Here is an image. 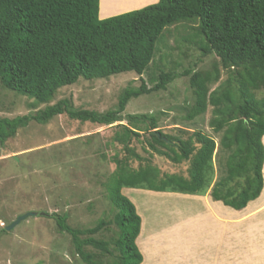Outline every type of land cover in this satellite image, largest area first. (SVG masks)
<instances>
[{
	"label": "trees",
	"instance_id": "1",
	"mask_svg": "<svg viewBox=\"0 0 264 264\" xmlns=\"http://www.w3.org/2000/svg\"><path fill=\"white\" fill-rule=\"evenodd\" d=\"M195 23L191 39L198 38L202 57L214 53L221 68L230 70L224 83L209 91L208 84L219 78V68L195 71L192 68L160 72L144 80L139 87H125L116 107L104 112L77 108L70 98H63L43 108L15 117L0 116V143L16 134L31 121L41 124L54 116L66 114L81 122L119 124L112 137L129 152L117 164L116 184H104L106 196L115 208L110 220L99 219L92 227L75 228L66 214L36 212L52 218L59 232L71 237L74 252L85 264H140L142 254L135 239L141 218L123 188H140L156 192L204 194L210 188L215 200L235 209L255 199L263 186L264 98L255 90L264 88V0H158L140 9L100 18L99 0H0V81L8 89L26 94L38 103H47L62 86L79 78H106L121 72L141 75L148 68L165 29L171 25ZM189 76L195 101L185 118L192 120L212 107L209 126L222 132L220 147L228 151L225 174L212 183L211 136L193 131L168 134L156 129L157 117L147 113H127L125 105L133 97L163 90L178 76ZM188 132V131H187ZM187 134L184 137V134ZM147 134L143 146L179 164L189 161L187 175H160L156 166H131L142 157L129 148L133 138ZM185 134V135H186ZM195 138L196 146L193 143ZM125 174L123 178L121 175ZM109 223L117 227L110 239L93 235ZM3 230V228H2ZM90 246L97 250L86 251Z\"/></svg>",
	"mask_w": 264,
	"mask_h": 264
},
{
	"label": "rangeland",
	"instance_id": "2",
	"mask_svg": "<svg viewBox=\"0 0 264 264\" xmlns=\"http://www.w3.org/2000/svg\"><path fill=\"white\" fill-rule=\"evenodd\" d=\"M135 1H132L134 9L152 3L151 0H141V4L134 6ZM193 26L195 27V23L180 22L167 27L151 63L141 75L127 71L92 80L81 77L74 84L60 87L47 103H38L29 95L10 90L0 81V116L12 118L23 115L63 98H70L77 108L104 112L116 107L119 95L127 86L139 87L142 80L151 86L153 82L150 79L157 78L160 72L179 73L186 68L201 72L212 71L214 64H217L220 69L219 78L208 84L211 91L224 83L230 70L221 68L219 58L214 53L204 57L200 55L199 37L191 39ZM255 93L257 98H264V88L255 90ZM194 101L195 95L189 84V76H178L163 90L131 98L125 105L122 117L125 118L127 113H147L157 117L156 129H161L164 133L176 135L179 133L178 128H181L186 133L200 131L211 136L215 143L212 154L213 183L216 178L225 174L223 164L228 151L220 147L222 132L215 133L209 126L212 117L210 105L205 113L192 120L185 118ZM126 123L127 120L123 119L112 124L99 125L60 114L45 124L31 121L18 129L4 145L0 143V264H85L74 252L70 235L59 232L55 221L50 217L37 214L29 216L10 230L4 229L3 225L11 223L28 211L66 214L67 223L75 228L92 227L99 219L110 220L116 210L106 196L104 184L107 182L113 187L116 180H120V176L114 175L117 167L114 160H123L129 152L121 143L113 141L112 137L119 130V124ZM185 134L184 137L187 136ZM146 137L147 134H141L139 139L133 138L129 145V148L135 149L142 157L140 160L133 159L132 167L149 164L156 166L160 175H187L189 161L176 164L151 149L147 153L143 149V146H148L144 142ZM193 139V143L198 146L195 138ZM124 176L125 174L121 175V178ZM262 177L264 183V164ZM121 191L133 202L139 215L141 213L143 217H149L146 224L150 230L151 227H164L169 224L177 215L175 209L179 210V217L188 216L194 209H190L193 205L192 202L189 203L190 199H180L183 196H176V192L156 193L140 188H123ZM135 191L140 192L141 196L144 193V197L140 198ZM131 192L138 196V199L135 197L136 201L147 198L144 201L148 200V203L134 202ZM167 193H171L170 196H175L173 199L179 202L174 203L172 198L167 197ZM159 194L166 196L165 199L171 202L165 205L160 203L161 200H166L162 196L158 200ZM155 198L157 203H152ZM139 203L145 204L141 211L138 207L142 205L139 206ZM117 230L114 223H109L93 236L108 240L116 236ZM244 237L242 234L240 238L241 264H248V261L245 262L248 254L263 259V237H256V247L254 241L252 244V241L248 242ZM153 240L152 238L150 241L151 245L160 244L157 243L158 240ZM229 246L231 247L230 244ZM233 246L236 247V243ZM84 249L97 253L90 246ZM160 257L162 256L153 257V260L161 263ZM228 258L226 255L225 264H232V259ZM106 260L108 258L102 264Z\"/></svg>",
	"mask_w": 264,
	"mask_h": 264
},
{
	"label": "crops",
	"instance_id": "3",
	"mask_svg": "<svg viewBox=\"0 0 264 264\" xmlns=\"http://www.w3.org/2000/svg\"><path fill=\"white\" fill-rule=\"evenodd\" d=\"M132 1L135 0H110L102 6V0H99V17L130 11L134 9ZM151 1L155 3L158 0ZM139 3H142L141 0L135 1L134 6ZM262 189L261 192L264 194ZM261 192L256 200L248 201L250 204L247 202L241 209H235L220 200L213 199L210 188L204 194L176 192L178 193L175 194L176 196L183 194L182 198L190 199L189 203H193L190 209L194 207V211L192 210L188 216L179 217V210L175 209L177 215L169 224L164 227H151V230L146 224L149 217H143L140 213L141 225L136 237V245L142 254L140 264H225L226 255L229 257L228 260L232 259V264H241V235L244 234L245 240L252 241V244L254 241L255 247L256 237L261 236L264 240V207L262 208L264 195ZM260 196L263 199H260ZM146 228H148L147 232H145ZM152 238L158 240L157 243L160 244L151 245ZM234 243L236 247L233 246ZM158 255L162 256L161 263L153 260V257ZM263 259L248 254L245 262L263 264Z\"/></svg>",
	"mask_w": 264,
	"mask_h": 264
},
{
	"label": "bare ground",
	"instance_id": "4",
	"mask_svg": "<svg viewBox=\"0 0 264 264\" xmlns=\"http://www.w3.org/2000/svg\"><path fill=\"white\" fill-rule=\"evenodd\" d=\"M109 1H110V0H102V6L105 5V2L108 3ZM262 141H263V144H264V136L262 137ZM132 190H133V189H132ZM135 190H136V189H135ZM263 190H264V189H262V191H263ZM127 191H130V190H126V192H127ZM138 191H139V190H138ZM135 192H136V194H138V196H141V195H139L140 192H137V191H135ZM263 192H264V191H263ZM131 193H132V195H133V192H131ZM153 193H154V192H153ZM159 193H161V192H159ZM162 193H164V192H162ZM165 193H166V192H165ZM261 193H262V192H261ZM262 194H263V193H262ZM144 195H145V194L142 193V196H141L140 198L144 197ZM148 195H150V194H148ZM153 195H154V194H153ZM170 195H171V193H170L167 197L172 198V201H173V200H174L173 197L175 198V196H173V195L170 196ZM182 195H183V194H180V195H178V196L180 197V196H182ZM263 195H264V194H263ZM133 196H134V197H132V198L135 199V197H137L136 199H138V196H137V195H136V196L133 195ZM155 196H156V195H155ZM157 196H158V198H157ZM157 196H156V198H157L158 200H161L162 197H163V199H165V197H166V196L164 197V196L161 195V194H159V195H157ZM159 196H160V197H159ZM161 196H162V197H161ZM185 196H186V195H185ZM146 197H147V196H146ZM151 197H153V196H151ZM186 197H187V196H186ZM140 198H139V199H140ZM156 198L152 200L153 202H152V201H151V202H152V203L156 202V200H157ZM159 198H160V199H159ZM181 198H182V197H180V199H181ZM261 198H262V196H260V199H261ZM134 199H133V200H134ZM136 199L134 200V202H142V201L145 202L144 200L147 199V198H144V199H142L141 201H140V200H139V201H136ZM150 199H151V198H150ZM256 199H257V198H256ZM256 199H255V200H256ZM260 199H259V200H260ZM262 199H263V198H262ZM165 200H166L167 202H166V201H165V202H162V200H161L160 203H162V204L165 205V204H167L168 202H171L170 200H169V201H168L167 199H165ZM259 200H257V201H259ZM146 202L148 203V200H147ZM146 202H145V203H146ZM158 202H159V201H158ZM173 202H174V203H177V202H179V201H178V200H177V201L174 200ZM149 203H150V201H149ZM156 203H157V202H156ZM248 203H249V202H248ZM143 204H144V203H143ZM249 204H250V203H249ZM137 205H138V203H137ZM141 205H142V204H141ZM141 205H140V203H139V206H141ZM158 205H161V204H158ZM161 206H162V205H161ZM144 207H145V204L142 205L141 207H138V208H139L140 211H141L142 208L144 209ZM225 207H226V206H225ZM248 209H249V207L246 208V210H248Z\"/></svg>",
	"mask_w": 264,
	"mask_h": 264
},
{
	"label": "water",
	"instance_id": "5",
	"mask_svg": "<svg viewBox=\"0 0 264 264\" xmlns=\"http://www.w3.org/2000/svg\"><path fill=\"white\" fill-rule=\"evenodd\" d=\"M36 215L35 211H28L22 215H19L14 221L4 226V229L10 230L12 227H14L16 224H18L21 220L26 219L29 216Z\"/></svg>",
	"mask_w": 264,
	"mask_h": 264
},
{
	"label": "clouds",
	"instance_id": "6",
	"mask_svg": "<svg viewBox=\"0 0 264 264\" xmlns=\"http://www.w3.org/2000/svg\"><path fill=\"white\" fill-rule=\"evenodd\" d=\"M152 4V3H151ZM135 10V9H134ZM131 11V10H130ZM128 12V11H127ZM124 13V12H123ZM262 168H263V166H262ZM3 226H5V225H3Z\"/></svg>",
	"mask_w": 264,
	"mask_h": 264
}]
</instances>
